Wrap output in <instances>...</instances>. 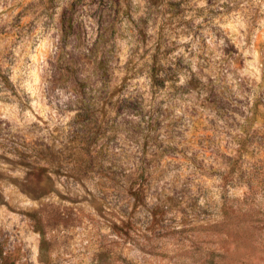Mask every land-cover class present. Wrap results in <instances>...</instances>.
I'll use <instances>...</instances> for the list:
<instances>
[{"label": "rangeland", "instance_id": "1", "mask_svg": "<svg viewBox=\"0 0 264 264\" xmlns=\"http://www.w3.org/2000/svg\"><path fill=\"white\" fill-rule=\"evenodd\" d=\"M0 264H264V0H0Z\"/></svg>", "mask_w": 264, "mask_h": 264}]
</instances>
